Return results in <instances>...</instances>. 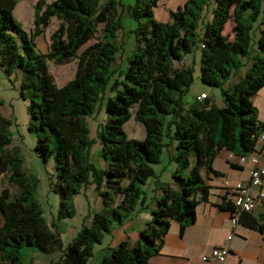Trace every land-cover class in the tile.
<instances>
[{"label":"trees","instance_id":"16d2710c","mask_svg":"<svg viewBox=\"0 0 264 264\" xmlns=\"http://www.w3.org/2000/svg\"><path fill=\"white\" fill-rule=\"evenodd\" d=\"M18 1L0 0V66L8 76L21 74V95L30 98L28 129L36 137L34 150L44 162L50 158L54 162L50 188L60 197L59 217L72 214L71 196L89 184L94 185L102 206L90 224L63 245L58 232L41 216L19 155L7 148L10 138L0 117V179L6 177L19 188L15 195L9 187L0 189V264H23L21 251L26 246L44 253L60 249V258L49 264H86L93 243L135 211L143 194L140 185L155 176L152 164L159 161L162 147L174 142V186H160L139 239L121 240L98 263L149 264L161 249L171 221L179 224L181 232L195 222L196 208L209 194L202 170L208 176L221 175L213 167L215 156L221 150L250 154L264 132V121L258 119L252 101L264 85V0H214L205 20V0H186L169 10L168 21L155 17L159 0L128 4L122 0H36L29 33L13 16ZM52 15L61 21L48 49L40 52L34 38ZM123 17L133 21L128 33L134 44L126 57ZM200 21L204 30L198 38ZM229 21L233 23L231 38L224 33ZM255 22L258 37L252 41ZM197 49L200 80L219 88L222 106L206 92L200 99L198 94L184 99L194 77L187 55ZM72 57H77L75 75L57 87L48 62L64 64ZM241 57L249 63L245 73L225 86L243 64ZM107 87L113 94L105 102L107 120L99 133L106 167L97 168L90 161L92 140L84 116L103 99ZM132 108L144 126L142 140L128 138L123 129ZM219 206L235 212L230 200L224 199ZM238 222L256 229L263 226L245 211Z\"/></svg>","mask_w":264,"mask_h":264},{"label":"rangeland","instance_id":"374dc122","mask_svg":"<svg viewBox=\"0 0 264 264\" xmlns=\"http://www.w3.org/2000/svg\"><path fill=\"white\" fill-rule=\"evenodd\" d=\"M35 1L36 0H19L13 10L14 18L28 33L34 26L33 12ZM51 1L52 0H46L47 3H50ZM131 2L132 0H122V3L124 4ZM213 3L214 0H205L202 10L205 16L203 20H205V18L211 13ZM182 4L183 1L179 3V5ZM169 8H177L176 3H171L170 6L166 4L158 5L154 10L155 17L160 21H167L162 19V10L168 11ZM123 19V57H125L130 51V47L132 45L131 34L128 33V29L130 27V23H133V21L129 17H123ZM60 21L61 20L57 18V16H50L49 23L43 28V32L35 36L34 41L38 51L45 52L48 49L51 34L59 27ZM203 24L204 23L201 21L198 24V38L203 35ZM232 24V21L227 22L224 29V33L228 34L230 38L232 37ZM256 26L257 22L254 23L255 31L252 35V41H255L258 37V29ZM100 27L101 25L98 26V29H100ZM119 34L121 33L119 32ZM84 46H82V48ZM199 54L200 50L197 49L187 55V62L193 67L194 77L193 82L184 94V99L192 100L194 96L199 94L201 91H204L217 106H222L223 100L219 88L210 87L200 80ZM194 56H196L195 62L193 61ZM241 60L243 64L240 66L237 73L233 74L225 81V86H229L233 82H236L240 76L245 73L249 63L245 57H241ZM48 68L54 78L56 86L61 87L74 77L77 68V57H72L69 62L64 64H56L49 61ZM20 80L21 74L19 72L8 76L0 66V117L3 118L6 123V130L10 138L7 148L11 151H15L19 155V158L21 159V169L32 181V194L41 211V216L51 230L58 232L63 245H66L83 225L90 224L93 213L98 211L102 206L101 197L98 195L93 184H89L86 187H80L78 192L71 196L72 214L70 216L59 217L58 211L60 197L50 188V181L55 173L54 162L52 158L44 162L34 150L36 137L28 129L29 114L27 106L30 98L28 96L23 97L21 95ZM111 94H113V92L109 90V87H107L106 94L103 99L101 101H97L94 104L93 110L84 116L87 135L92 140L89 157L90 161L97 168L106 167V160L101 155L99 133L107 120L105 102L107 97ZM134 110L135 108L131 109L132 115L124 123L123 129L128 138L142 140L145 137L144 126L141 122L135 119ZM164 141L168 142L169 138L164 137ZM174 146L175 143L172 142L167 146L162 147L159 154V161L152 164L155 176L148 177L145 180V183L140 185L143 190V194H141L137 199V205L134 213H138V210L142 208L141 203L144 204L143 207H146V205L150 203L155 196V193L160 190L161 185H166L168 182L172 181V172L176 166V162L172 158L175 153ZM1 179L2 184L11 189L12 195L19 192V188L13 184H9L6 177L2 176ZM115 225L116 224L112 225L110 233L107 232L102 235L100 244H98L99 242L93 243V256H90L86 264H92L90 259H96V257H98L101 252L99 248L105 247L112 240H116L119 234L123 235L124 238H127L128 233L125 232L123 228L116 227ZM116 242L117 244L119 243L118 241ZM129 242L133 243L132 241ZM25 248L35 250H27L25 253ZM56 250L61 251L60 249ZM21 252H23V254L25 253L22 257L23 264H38L45 257L52 255L50 253L54 251L44 253L35 247L31 248L26 246Z\"/></svg>","mask_w":264,"mask_h":264},{"label":"crops","instance_id":"0c3cea01","mask_svg":"<svg viewBox=\"0 0 264 264\" xmlns=\"http://www.w3.org/2000/svg\"><path fill=\"white\" fill-rule=\"evenodd\" d=\"M182 1L183 4L186 2V0H159L157 6L160 4L170 6L171 3L175 2L176 7H178ZM169 10H174V8H169L168 11L162 10V19L169 20ZM132 26L133 23H130L129 29ZM131 39L130 51L134 44L132 35ZM193 61H196V56L193 57ZM187 64L189 63L187 62ZM252 101L257 108L258 119L264 121V85L256 92ZM253 153L260 155V161L264 162V132L263 138H258L256 150ZM213 167L222 174L208 176L205 170H202L205 183L209 185V194L206 201L198 204L195 222L186 226L181 232L179 224L176 221H171L161 249L157 254L150 257L149 264H264V226L261 229L250 228L242 222L233 225L231 222L232 212L219 206L224 199L232 201V187L236 182H249L253 168L249 156L241 161L240 155L228 150H221L213 160ZM1 180L0 189L7 187L2 184ZM167 184L174 186L172 181ZM257 191L256 188L253 189L254 193H257ZM159 192L160 190L155 193V196L146 207H143L144 204L141 203L142 208L138 210V213L133 212L121 224L115 225L123 228L128 233L127 238L119 234L116 240H112L105 247H100L101 252L98 257L90 259L92 264H98L103 256L117 245L116 241L128 240L135 242L139 239V232L150 219L151 211L156 206L155 198ZM250 214L261 222L264 218V200L257 199ZM1 224L2 215L0 214ZM231 233L232 237L227 238ZM100 243L101 241L98 244ZM222 246L228 247V254L224 262L219 263L214 259H202L204 255H209L214 247ZM24 250L26 253L27 250L32 251L35 249L25 248ZM24 254L22 252V257ZM50 254L52 255L45 257L38 264L55 262L60 258L62 252L55 250Z\"/></svg>","mask_w":264,"mask_h":264},{"label":"built area","instance_id":"2783aa9c","mask_svg":"<svg viewBox=\"0 0 264 264\" xmlns=\"http://www.w3.org/2000/svg\"><path fill=\"white\" fill-rule=\"evenodd\" d=\"M205 92H201L197 95V98L205 97ZM259 138H263V133L260 134ZM246 156H249L253 168L251 170V176L248 183L238 181L232 187V203L235 208V212L231 216V222L235 225L238 222L239 214L243 211L252 212L257 199L264 200V162L260 161V155L257 153H250L246 155H240V160L244 161ZM256 188L257 193L253 192ZM264 226V218L261 221ZM232 233L227 236L231 238ZM228 254V247H214L209 255H204L203 260L214 259L219 263L225 261Z\"/></svg>","mask_w":264,"mask_h":264}]
</instances>
